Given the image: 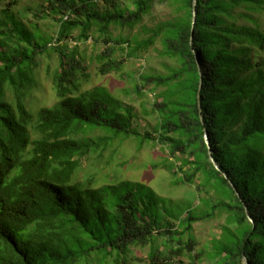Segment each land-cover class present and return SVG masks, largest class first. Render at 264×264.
I'll use <instances>...</instances> for the list:
<instances>
[{
	"label": "trees",
	"instance_id": "16d2710c",
	"mask_svg": "<svg viewBox=\"0 0 264 264\" xmlns=\"http://www.w3.org/2000/svg\"><path fill=\"white\" fill-rule=\"evenodd\" d=\"M98 1L44 0L27 9L35 22L17 18V0L0 9V264H127L131 249L146 247L148 264H182L184 256L189 264H264V31L239 23L262 13L264 0H196L191 41L193 0H172L175 20L144 27L141 39L113 37L110 27L132 29L165 0H132V10L116 0H102L99 10ZM47 19L52 37L36 22ZM89 39L103 46L95 57L101 76L157 41L177 63L133 87L137 98L152 94L150 130L141 132L134 107L106 88L80 91L89 75L78 44ZM51 55L58 66L46 76L57 101L33 112L24 98ZM126 140L137 150L166 149L162 169L174 185L198 178V190L215 197L209 211L174 213L137 181L92 173L77 180L82 159ZM216 211L227 216L220 235L195 253L193 225Z\"/></svg>",
	"mask_w": 264,
	"mask_h": 264
},
{
	"label": "rangeland",
	"instance_id": "374dc122",
	"mask_svg": "<svg viewBox=\"0 0 264 264\" xmlns=\"http://www.w3.org/2000/svg\"><path fill=\"white\" fill-rule=\"evenodd\" d=\"M7 1L9 0H4L0 4V9L4 7L3 4H6ZM116 1L121 9L132 10V0ZM171 2L172 0H165L162 3L154 2L150 12L143 17L142 22L132 29L110 27L112 36L130 39L138 37L141 39L144 37V27L153 28L161 23L174 21L177 15L174 12L175 6ZM41 3H44V0H17L13 12L17 18L24 22L29 19L35 22L27 9L31 8L36 11ZM103 8V1L99 0L98 9L103 10ZM36 22L41 33L49 37L55 35L56 25L52 20H36ZM239 23L247 26H253V23H256L264 31V11L258 14L251 13L248 21L241 20ZM78 50L84 59V65L87 68L86 73L89 75L86 82L80 81V91L96 86L106 88L113 96L134 107L138 116L135 125L141 132L150 130L156 124V118L152 114L146 115L144 111L150 112L151 110L152 94L147 92L143 97L137 98L133 92V87L141 75H167L178 66L174 60L161 55L162 47L159 41L147 51L140 53L137 58L126 59L120 72H113L106 76L99 74V65L95 59L96 55L103 50L101 44H95L89 39L84 43H79ZM115 56L119 58L120 54L117 53ZM261 57L264 61V54ZM40 62L39 68L35 71L37 85L29 90L24 98L27 109L33 112L44 106L51 107L57 101L52 81L46 76V67L48 66L52 71L57 68L58 61L54 55H51L49 59H41ZM165 90V88H157L155 94ZM6 97L9 101L12 99L9 92H6ZM115 147H119L116 153L113 152ZM137 147L138 145L134 142L126 140L122 145L117 143L109 148L102 157L95 155L89 159H82L77 180H82L88 173H92V175H96L97 179L109 177L111 181L115 179L137 181L150 186L156 194L166 199V209L174 213H185L189 210L194 213L209 211V204H206V201L214 200L215 197L208 190L203 188L198 190V185L201 183L198 178L195 179L193 185H174L172 176L162 169V163L168 155L166 149L153 144H144L140 150H137ZM111 154L114 155L113 158H111ZM167 159L171 160L170 157ZM123 162L125 169L124 167L123 169L119 168L120 163ZM154 165L156 167H153ZM178 177H182V175L179 174ZM226 217L225 213L216 211L214 218L193 225V236L197 243L195 253L207 246L214 237H219L220 228L224 225ZM148 252V247L131 249L127 264H148L144 261ZM134 257L141 258L143 261L132 260ZM181 259H183L182 264H189V260L185 256ZM202 264H209V262L203 261Z\"/></svg>",
	"mask_w": 264,
	"mask_h": 264
},
{
	"label": "water",
	"instance_id": "95a60500",
	"mask_svg": "<svg viewBox=\"0 0 264 264\" xmlns=\"http://www.w3.org/2000/svg\"><path fill=\"white\" fill-rule=\"evenodd\" d=\"M195 5H196V0H193V3H192V19H191L192 26H191V30H190V35H191L190 36V41L192 40V34H193V29H194L195 17H196ZM196 61H197V58H196ZM199 115L201 117V110H200V108H199ZM204 141H205V143L207 145V148L210 149V147H209V141H208V136H207L206 133H204ZM210 160L213 161L212 158H210ZM214 166L216 167L215 164H214ZM249 221H251V223H252V220L251 219H249ZM243 261H244V264H248L247 263V260L245 258L243 259Z\"/></svg>",
	"mask_w": 264,
	"mask_h": 264
}]
</instances>
